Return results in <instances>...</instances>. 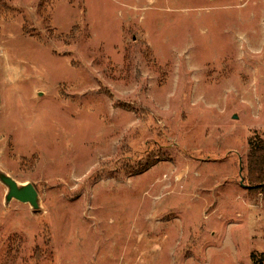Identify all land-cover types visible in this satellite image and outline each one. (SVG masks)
Instances as JSON below:
<instances>
[{"label": "rangeland", "instance_id": "374dc122", "mask_svg": "<svg viewBox=\"0 0 264 264\" xmlns=\"http://www.w3.org/2000/svg\"><path fill=\"white\" fill-rule=\"evenodd\" d=\"M256 136L264 0H0V264H252Z\"/></svg>", "mask_w": 264, "mask_h": 264}, {"label": "trees", "instance_id": "16d2710c", "mask_svg": "<svg viewBox=\"0 0 264 264\" xmlns=\"http://www.w3.org/2000/svg\"><path fill=\"white\" fill-rule=\"evenodd\" d=\"M251 149L247 158L246 182L250 189L259 191L264 197V137L256 136L250 140ZM155 162L148 161L139 167L135 174L149 169ZM252 264H264V252L251 253Z\"/></svg>", "mask_w": 264, "mask_h": 264}, {"label": "water", "instance_id": "95a60500", "mask_svg": "<svg viewBox=\"0 0 264 264\" xmlns=\"http://www.w3.org/2000/svg\"><path fill=\"white\" fill-rule=\"evenodd\" d=\"M0 180L8 187L7 201L15 198L21 202L29 203L35 210L40 207L38 191L33 183L19 185L14 178L4 173H0Z\"/></svg>", "mask_w": 264, "mask_h": 264}]
</instances>
